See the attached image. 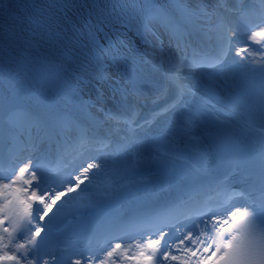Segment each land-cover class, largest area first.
I'll use <instances>...</instances> for the list:
<instances>
[{
    "label": "bare ground",
    "instance_id": "bare-ground-1",
    "mask_svg": "<svg viewBox=\"0 0 264 264\" xmlns=\"http://www.w3.org/2000/svg\"><path fill=\"white\" fill-rule=\"evenodd\" d=\"M108 1L105 3L103 0H0V39L3 38L5 28H8L18 34V43L26 46L25 48H28L36 57L61 64V67L63 66L69 72L65 73V76L62 75L61 79L56 78L59 74L56 68L50 66L47 71L43 70L45 73L41 76L47 77L48 81L42 79L41 84L49 89L45 94L54 95L55 87H60L59 92L69 93L67 86L70 85L78 98L70 100L76 106L74 112L72 107L70 110L63 111L58 109L62 101L51 108L46 96L38 99L30 96L31 104L41 108L42 111H48L42 113L43 117L39 120L36 118L37 115L34 117L32 112L20 106L13 90L4 80L7 78L4 69H0V82L3 83L0 85L10 93L8 97H5L2 91L0 92V157L2 154L6 155L5 149L9 147V132L5 127V120L7 113L11 111L14 116L10 124L19 128L22 134H27V143L31 147L30 150H20L21 157L29 151L36 158L45 157L48 151L64 147L66 144L70 147V151L63 155L66 164L62 173L70 170L73 161H78L81 156H87L100 157L104 161V170L110 171L113 175L112 180L107 181L95 176L92 184L88 188L84 187V191L75 199H68V196L72 194L62 197L53 205L45 220L61 208L58 206L64 201L67 202L63 203V206L73 202L100 203L107 198L117 202V210H124L129 201L124 200L120 187L122 183H129L136 175H139L135 174L132 168L143 162L150 163L153 159L165 165L176 160L179 154L174 142L177 130L183 128L189 120L196 119L205 112L220 114L234 121H251L250 127L264 123L260 108L257 109L255 104L245 99L236 90L244 87L250 89L253 80L258 82L260 63H254L252 59L246 61L241 59L237 65L238 73L231 72L228 75L229 80L218 78L216 75L212 76V72L206 70L211 65L201 62L199 67L192 68H178L171 63L180 55L177 54L174 40L179 42L186 40L192 44L204 42L214 46V37L222 31L224 26L237 28L238 24L247 26L249 22H255V18L264 12L261 0H166L165 7H159L154 0H121L118 4H115L113 0ZM177 3L183 5V12L174 9ZM5 4L19 7H13L10 14L5 16L3 14ZM105 7L109 10V16H112L109 23L103 21L101 16L102 12L104 14L107 10ZM161 10L167 13L166 19L162 17ZM35 22L45 25L48 33L50 31L54 36L56 33L71 38L78 48L90 55L92 62L84 56L80 57L79 54H73V56L80 58L79 60L85 65L93 64L97 75L89 74L88 70L79 69L69 63L56 51L54 37L50 34L43 35L44 33L36 28ZM250 35L251 32L240 34L237 31L234 46L229 53L235 55L236 48H245L243 46L246 45L245 41L250 42L251 45L255 43L248 39ZM234 57L232 56L233 60ZM242 57L237 55L235 59ZM88 67L86 66L85 69ZM170 67L171 75H169ZM254 68L257 69L256 73L253 72ZM38 70L40 69L35 68L36 72ZM29 72L31 71L22 72L23 82L29 83ZM69 74L72 76V82L67 77L70 76ZM175 79L182 82L183 88L171 83ZM8 81L12 83L11 79ZM217 82L219 84H215ZM29 85L40 89V86L30 83ZM137 85L152 90L159 98L149 101L143 98L140 103H136L133 98L137 96L130 91ZM15 86L17 89L20 88V85ZM161 88H165L166 91ZM161 101H167L170 105L160 111L158 114L161 116H159L157 114L159 110L156 107ZM130 103L139 104L138 106L147 111L153 120L148 122V118L143 119V115L136 119L143 120L140 123L136 122L134 129L127 132L131 143L129 145L134 143L136 147L133 144L131 149H126L111 142L115 137L118 138L115 140L119 141L121 135L109 122L102 120L105 113L103 111L115 112L117 105L120 106V104L128 106L127 110L130 111L132 106ZM98 121L102 125H98ZM42 124L45 127L44 132L42 131L44 134L39 131ZM89 125L102 132L101 135L105 141L101 142L99 149H93L92 146L83 147L82 142L78 144L77 140L85 135L84 132L88 130ZM17 151L15 146L10 147L9 152L12 154ZM111 157L116 161L119 160L120 163L110 162ZM89 162L99 163L100 161L85 160L83 167H86ZM79 172L80 168H77L71 175L76 177ZM16 173L18 174V170ZM59 173L47 176L54 187L59 183ZM144 174L151 175L150 172ZM202 174L200 171L197 172L196 179L192 180L200 179ZM150 177L159 182V189H155L154 192L168 194L166 193L167 181H158L153 176ZM66 178L62 177L59 181ZM21 186L18 182L7 189L0 190V206H5L12 198L14 189ZM55 191H64V187L55 188ZM50 195H54V192ZM2 215L4 214L0 213V216ZM23 241L25 243V237ZM15 242L20 243L17 240ZM141 242L138 237L123 243L121 252L124 255L117 264H135L134 261L124 257L135 255L139 251L136 245ZM9 247L13 252L15 251L13 245ZM197 253L201 255L200 250Z\"/></svg>",
    "mask_w": 264,
    "mask_h": 264
},
{
    "label": "snow or ice",
    "instance_id": "snow-or-ice-1",
    "mask_svg": "<svg viewBox=\"0 0 264 264\" xmlns=\"http://www.w3.org/2000/svg\"><path fill=\"white\" fill-rule=\"evenodd\" d=\"M261 4L264 6V0H261ZM13 7L19 6L5 4L3 14L8 16ZM174 9L179 12L184 11L183 5L180 3L174 5ZM161 11L162 17L166 19L167 13ZM237 31L235 27L224 26L222 31L216 34L214 45L217 55L212 58L214 65L221 64L224 57L230 52L234 46L233 42L236 40L235 33ZM245 31L251 32L248 37L250 41L264 45V12L255 18V22H249ZM3 39L6 42L7 50L18 43L19 37L14 31L5 28ZM210 39L212 38L210 37ZM247 50V47L236 48V54L239 56ZM253 72L256 73L257 69L254 68ZM169 75H171V67ZM250 91H258L261 115L264 116V57L261 58L258 67V82L253 80ZM13 116L14 113L9 111L5 123L10 124ZM212 150L213 146L209 145L208 151ZM215 151L221 157V166L230 167L229 146L225 143H218L215 146ZM88 159L100 162H89L86 167H83L84 161ZM16 163L19 164L18 174L14 165L8 175L0 176V180L8 181V183L0 184V189H7L18 182L22 185L14 189L12 198L7 201L5 206H0V213L4 214L0 216V226H3L6 221L12 225L11 231L7 227H0V232L6 234L0 235V264H57L55 257L48 260L47 254L40 252V242L34 238L40 234L41 228L36 227L35 232H31L32 222L45 221V217L52 210L53 205L62 197L72 194L68 196V199H75L79 196L86 187L84 181L87 180L88 184H92L97 172L104 167V161L100 157L87 156H81L78 161H73L67 178L56 185V187H64V191H55L32 152L29 151L26 156L19 157ZM77 168H80V172L73 179L71 173ZM65 185L68 186L65 187ZM78 187L79 192H77ZM249 189L248 194L243 197L245 206L250 209L247 213L239 207L234 211L209 209L200 213V216L203 217L202 220H196L190 224L173 225L167 232L158 230L159 238L144 241L141 236L142 242L136 245L139 251L135 255H128L124 258L134 261L135 264H264V145L261 148L259 173L257 176L249 177ZM53 192L54 195H50ZM66 202H62L58 207H62ZM225 214L226 218H221ZM163 227L168 228L167 225ZM26 229L29 230L30 235L25 238V243H16L13 232L23 236ZM185 231H187V235H185ZM235 233L244 237L243 242L239 241ZM155 234L154 232L149 233V235ZM201 237L205 238L201 239ZM4 239L8 240V244L3 243ZM121 239L124 238L121 237ZM209 241L212 242L210 245ZM26 244L34 245V247L29 250ZM9 245L14 246V252ZM121 249L122 244L116 243L110 245L109 250L105 253L108 259H102L99 254H94V258L97 264H109V261L111 264H117V261L124 255ZM198 249L201 251L199 257L197 256ZM10 252L12 254H9ZM99 252H103V249L97 250V253ZM209 252L210 254H208ZM76 255L79 258L75 259L72 264H91V261L84 256L83 251ZM29 257L32 258L29 259Z\"/></svg>",
    "mask_w": 264,
    "mask_h": 264
},
{
    "label": "rangeland",
    "instance_id": "rangeland-1",
    "mask_svg": "<svg viewBox=\"0 0 264 264\" xmlns=\"http://www.w3.org/2000/svg\"><path fill=\"white\" fill-rule=\"evenodd\" d=\"M103 1L105 3L109 2L108 0H103ZM119 1H121V0H113V2H115V4H118ZM165 1L166 0H154V2L159 7H165V4H166ZM105 9H107V8L105 7ZM109 15H110V13H109L108 9L105 11L104 14L102 12L101 16L103 18V21H106V23H109L112 20L111 19L112 16H109ZM35 25H36V28L40 32L44 33L43 35L46 36L47 34H50L51 37L52 36L54 37L55 42H56L54 44L56 51L60 55L64 56L69 63H71L75 67H78L79 69H84L86 71L88 70L87 72L89 74L97 75L96 71L94 70L95 66L93 64L88 63L87 65H85L84 62H81L79 60L80 58L78 59L77 57L73 56V54H79L80 57L84 56L86 59L88 58L92 62V60L90 59L91 58L90 55L86 54L83 50L78 48V46H76V44L73 42V40H71V38H69V37L67 38V36H61L60 34L57 35L55 33V35L57 36L56 37L50 31L48 33V29L45 25H41L38 22H35ZM58 40H60V41H58ZM249 43L250 42L245 41V44L249 48L246 51L245 55L241 54V56H243V57L238 58L239 60L235 59V57H237V56H235L234 60H233L232 59L233 54L232 55L228 54V56L223 59V62L221 64L214 65L213 67H208L206 70L212 72V74H213L212 76L216 75V77H218V78L222 77V78H226V80H229L228 75L230 74L231 71H230L229 66L227 64L228 60H230L232 63H237V62H240L241 59L244 61L252 59V61L254 63H261V58L264 57V45H260V44H256V43H252V45H251ZM25 47L26 46H23L20 43H17L14 47L8 48L6 50L5 40L3 38L0 39V69H4V71L7 75V78H5L4 80L7 82V85L13 90V93L17 97V101L20 104V106H23L24 109H26V110L28 109V111H30V112L40 113L41 110L37 106H35L34 104H31L29 97L32 96L33 98L38 99V98H41L43 96H46V99L50 102L51 108L59 105L60 101H62V103L58 109L63 111L65 109L70 110V108L72 107L73 111L75 112L76 106H75V104L70 102V100L71 99H78V98H77L73 88L70 85L67 86V90L69 93L59 92L58 90L60 87L59 88L55 87V90H56L55 94L50 96V95L45 94V92H48L49 89L45 88L46 86H42V84H41V83H43V82H41L42 79H45L44 81H48L47 80L48 78L45 77L44 75L41 76V74L45 73L43 70L47 71V68L50 69V66H51V68H53V67L56 68L55 70L59 72V74L56 76V78H58V79H61L62 75L65 76L66 75L65 73H69V72L63 66L61 67V64L59 65L55 62L53 63L52 60H46V59H43L42 57H36L34 54H32V52H30L28 50V48H25ZM67 47H68V49H67ZM259 52H261V53L257 54ZM245 57H247V59H245ZM5 60H6V62H5ZM49 63H51V64H49ZM172 63H174V62L172 61ZM86 66H89V67L87 69H85ZM35 68L40 69V70H38V72H36ZM21 69H24L27 71L30 70L32 72V74H31V72H29V76H28L29 81L28 82L30 84L35 85V86L36 85L40 86V89L39 88L35 89L34 87L30 86L29 83L23 82L21 80L24 77V74H22V72L24 70H21ZM1 75H3V74H1ZM67 77L70 79L72 78L71 75L67 76ZM39 78H40V81H39ZM6 79H8V80L11 79L12 83ZM51 79H53V78H51ZM64 80H65V78H64ZM70 82H72V79L70 80ZM0 83H2V82H0ZM215 84H219V83L217 82ZM7 85H6V87H7ZM15 85H18V86L20 85V88L17 89V87ZM21 87H23V88L21 89ZM1 91H2L3 95H5V97H8L10 94L8 92V90L7 89L5 90V88L2 85H0V92ZM32 92L34 94H32ZM128 148L131 149L132 146L128 145ZM107 162H109V161H107ZM110 162L114 163V160L112 159ZM110 162H109V164H110ZM108 174H109V172L104 170V168H102L99 172H97L96 176H98L101 179L105 178L106 181L110 180V179L112 180V175L111 174L108 175ZM67 175L59 174V180L61 179L62 176L67 177ZM72 178L75 179L74 177H72ZM4 182L6 183L8 181L0 180V184H3ZM59 182H61V181H59ZM52 186H53V184H52ZM0 190H2V189H0ZM5 227H7V226H5ZM2 235H6V234L2 233ZM7 242H8L7 239H5L3 241L4 244H7ZM9 254H12V253L10 252Z\"/></svg>",
    "mask_w": 264,
    "mask_h": 264
}]
</instances>
